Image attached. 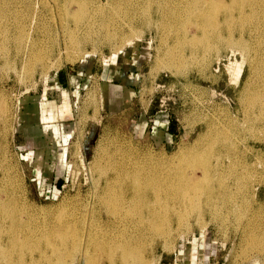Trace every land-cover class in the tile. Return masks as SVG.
I'll return each instance as SVG.
<instances>
[{
	"label": "rangeland",
	"instance_id": "374dc122",
	"mask_svg": "<svg viewBox=\"0 0 264 264\" xmlns=\"http://www.w3.org/2000/svg\"><path fill=\"white\" fill-rule=\"evenodd\" d=\"M12 1L16 5H13L14 3ZM38 3H40L39 7H38ZM53 3H54L53 0H8V2L3 5L4 10L6 8L5 12L7 11L5 13L4 20H6L5 21L6 23L8 21L13 23L14 22L13 19L16 18L18 20L19 19L20 20H23V19L27 20L28 19L30 22V18H28V17H32V15H37V19H38V17L40 16L39 17L40 18V25H43L42 22L46 23L47 25L49 23L48 26H50L52 24L50 27L54 28V31L52 30V34L54 33L53 35H54L55 41H56V40L60 39L59 38L60 36L57 35V25H56V19L58 18V12H57L58 10L56 9V7L54 6ZM36 4H37V6H36ZM48 4H50V5H48ZM30 6H34L36 9H34V7H30ZM9 9H10V11H9ZM48 10H49V12H48ZM14 11H16L17 13L15 14ZM18 11H20L21 14H23V15L26 14L27 16L21 15L20 12H18ZM24 11L26 13H24ZM32 11L34 12V14ZM151 11H152V14H151ZM10 12L12 13V15ZM30 12H31V14H30ZM35 12H37V14ZM45 12H47V13H45ZM51 12H52V14H51ZM158 12L159 11H156V10H149L148 13L147 12L146 13L141 12V14L138 15L139 24L134 25L133 29L135 28L136 30H138V32H141V30H142L143 33L142 32L141 33H142V36H144L142 38L145 41H139L138 43H135V44L133 43L131 46H128L129 44L127 46L123 45L124 42L120 41L121 39H118L119 37L122 36L120 34L121 33H126V34L129 33L130 34V32L132 33L131 28H129V26H126V29L124 30L125 32L123 31V32L119 33L118 34L119 36L117 38H114L116 41H113L114 39L112 41H109L107 39H99L98 42L97 41L90 42L91 45L92 44L98 45V46L92 45L94 48L92 46H90L89 43L86 44L87 46L85 45L86 47L83 46L85 51L93 52V55H91L90 57L88 56L89 58L85 57V55H83V56L79 57L78 59H76L75 61H67V60L63 61L62 65L59 68H50L49 69L50 71L48 70L49 75H48L47 79H45V77L43 76L44 70L41 69L43 67V66L40 67L41 65H38V66L36 65L38 67V68L36 67L37 71H36V68H33L35 66H33V67L27 66L26 70L30 69L29 72H28V70L26 71L25 69H22V66H20V65H22L23 61L19 62L20 59H17V58H19L21 54H17V49H15V48H17L16 43H19V40H16L17 38H15L17 36L16 32L18 30L15 28V25L12 26V24L10 23V25H9L10 28L8 29L7 34L10 32V35L14 36V38H12V36H11V40L8 39V41L10 40V42H12V43H7L8 41H6V46H3L4 48L6 47L5 48L6 50L8 49L7 50L8 53H5L6 51L3 48H0V49H3L5 52H3V50H0V53L3 52L4 55L7 56V57L5 56L6 58H10V55H11V60H13V59L17 60L16 64H15V62H13L15 66L17 65L16 66L17 70H19V71L22 70L23 72L25 70L26 72H24V75H23V73H21L22 75L18 76V74L15 72V70H13V67H15L14 65H13V67H12V65H10L11 68H10V66L8 67V65H7V67L2 66V65H4L3 63H4L6 58L3 57L4 59H2V56H4V55H2L3 53L0 54V60H1L0 61V68H1L0 70H1V72H3L2 74L0 72V79L2 80V81L0 80V94H1L0 95V101H1L0 103L2 105L0 107V108H2L0 110L1 111L0 112V135L2 134L0 136V141H1V143H0V165L2 164L1 166L5 167V169H4V167L1 168V166H0V171H1L0 179L2 178L1 179L2 182L0 180V199L5 200L7 198L6 197L7 191L8 192L16 191L15 195H16V197H18L17 200H20V204H21L20 207H22L25 204L27 206V208L29 207V209L34 210V213H33L34 214L33 215L34 216L33 217L34 222L35 221L38 222V225L44 224V221H43L44 219H47L45 221V223L48 221H59L60 219H62L61 221H65L71 217V213H74V211L76 210V206L78 204L84 203L86 201L89 202V200H92L94 198L93 197L94 191H96V189H98V188L105 186L104 184H106V176L107 175H106V173L102 174V176L104 175L102 177L100 174L103 172H106L108 170L107 168L113 167L114 164L117 163L120 165V163H122L127 168H131V167L133 168L134 165H136L139 161V162H143L144 165H149L150 168H148V169H151V167H152L153 168L152 170H154V171H160L162 169L166 170L167 168L170 169V167L175 168V166L176 167L177 166H183L186 162H188L187 161L188 158L187 159L185 158V157H187L188 150H190L194 145H196V143L198 144L200 142L201 143V145L199 144L200 147H202L203 145L211 147V145H210L211 141L208 142L207 139H205V137H206V134L207 133L209 134V131H211L212 129H216V127H217V129H223V127H226V130H225V128L223 129L226 136L224 138H223V135L219 136L218 137L219 140L217 139L218 144L215 143V145H213V143H211L212 146L215 148L221 146L224 142L225 143L227 142L226 144L224 143V145H229L230 147H232V145L234 146L233 143L237 139H239L238 135L236 133V130H240V132L242 134L248 136L247 137L248 143L247 142L246 143L250 146H253L255 153H256L254 162L256 161L255 165H257V167L254 166V168H252V171H251L252 173L250 172L246 176L244 175L242 177V182H243V179L245 180V183H247V181L253 182V184L255 185L254 186V193L250 192L249 188L247 186H243V185H246L244 183L241 188L234 190L236 193L234 192L233 195L235 197V200L237 201V202H234V204L233 203H230V204L227 203V205H226L225 203H223L216 210H214L212 212L213 215L211 214V211H210V213L206 212L204 214H201L203 217L201 215L197 214L198 211H193L192 215L189 216L190 219L193 217L191 219L192 221L184 218L186 222L188 220L190 221V222L189 221L187 222L188 226H186L187 223H184L185 221L183 219L181 221L182 224L179 223L182 226L178 225L177 223L174 224V225H178L180 228L177 226H174V225H172L173 227H171V226L168 227V229L171 228L170 229L171 232L174 229L172 235L175 233L173 236L168 237V239L164 237L163 232L165 230L163 231V229H161L162 233L160 232V234H161V235H159L160 237L156 234H154V236H153V234H151V236L153 237L152 238L153 240L151 239L152 241L149 239L151 237L149 235L147 238L148 239L147 241H149L150 243L157 241L159 243V245L156 248V250L149 251L145 255H146V258H150L151 260H153L152 263H149V264H255V262H254L255 257L257 259L262 258L259 260V264L261 262H262L261 264H264V262H263V259H264L263 258L264 257L263 256L264 255L263 254L264 253V251H263L264 243H262V242H264V237H263V240L261 237L264 235V233L262 234V231L260 232V230L264 229L263 228L264 227V221H262L264 219L263 218L264 217V213H263V211H264L263 210L264 209V186H262V185H264V168H263L264 167V139L261 138V137H264V134H263L264 130L261 129L260 125L254 124V127H251L245 121L243 122L245 110H246L245 106H247L246 101L243 99V98H245L244 97L245 94H243L244 89L246 86H248V84H252L251 82L254 80V76H253L254 75V69L251 67V61H249L247 58H243L242 53L239 50H235L236 48L232 49L230 47L222 45L223 42H219L216 39L213 40V42H215L216 45L215 44H214V46L212 45L213 47L210 48V50H208L209 48L206 49L203 47H202L203 49H201L200 48L201 46H199L198 48L195 47L196 49L200 50V51L199 50L197 51L192 45L190 46L189 44H185V45L181 46L179 51L182 53L183 60H182V62L178 61V59L174 56L177 54L175 51L178 50V49L176 50L175 46H174L175 41H176V37L179 35L181 37H184V35H187V36L192 35L194 27H195L194 24H196L195 19L190 17L189 18L190 20H188L187 22H186V20H184V23H182V19H184V18L188 19L187 17H189V16L183 17L181 19V24H177V22H174L175 20L173 21L172 19L167 18V17L163 18V16H164L163 13H161V12L158 13ZM144 14H146L147 16ZM18 15H21L20 18L18 17ZM149 15H151V16H149ZM8 16H11L13 18L8 17ZM14 16H15V18H14ZM6 18H8V19H6ZM162 18H163V20L165 19L164 22H163V20H161ZM16 19H15V21H16ZM142 19H144V20H142ZM4 20H3V22H4ZM152 20H154V21H152ZM49 21H51V22H49ZM146 21H147V23H149V24H147V26L145 23ZM142 22H143V24H142ZM151 22L154 23L153 26L151 25L153 28L150 26ZM155 22L157 23L158 26H160V22H161V24H162L161 27L163 29V30L161 29L162 33L159 29L161 27L158 28V26L155 25L156 24ZM165 22H167V23L172 22V23L169 25L166 23L168 25L167 26L165 24ZM192 23H193V25H192ZM13 24H15V22ZM163 24L165 25V27H163ZM186 24L188 26L191 25L192 27L190 26L191 28L189 29V27L187 28ZM169 26H172L173 28L172 27L169 28ZM137 28H139V29H137ZM145 28L146 29L148 28V29L146 30ZM14 29H15V31H14ZM177 29H179V30L177 32H175V30H177ZM165 31L167 32V34ZM171 31L172 32L174 31L173 33H171V34H174L172 36L169 33ZM42 32L46 33V35L43 34ZM47 32H48V30L45 31L44 29H43V31H39V33L42 37H44L43 35H45L46 36L45 38H47L45 42L46 43L48 42V43L46 44L44 42V45H46V47L47 46L48 47L49 46L55 47L56 42H54L52 39L48 40ZM163 32H165V33L163 34ZM213 33H215V32L213 31L212 34ZM159 34H161L160 37L157 36ZM166 35L169 36L170 41L168 40ZM56 38H58V39H56ZM159 38L162 40V42H161V40L159 41ZM12 39L13 40L15 39L16 42H14L15 40L13 41ZM166 40H167V42H166ZM51 41L54 43H52ZM164 41H165V44H163ZM216 41L219 43V45ZM49 42H51V43H49ZM107 42H109V43H107ZM213 42H212V44H213ZM49 44H52V45H49ZM7 45H9V46H7ZM14 45H16V46H14ZM150 45L152 47V49H151L152 50L151 61L148 63V65L141 67L139 69V71L137 72L138 75L135 76V80L131 84V87H133V94L130 97V99L127 101L124 100L123 94L126 93L125 89L123 90L120 88V89H115V91H109V99L112 100L114 98L117 105L112 100L113 104H111V106L107 109V112H104L103 108H102V99H101L102 94H101V87H100L102 79H101V75L99 76V74H102L104 72V67H105L104 63H109V62L110 63L111 62L116 63V60H117L121 64L122 63L121 57L126 58L128 55H127V53H125V55L122 56L119 53L120 51L118 52V49H120V48H123L122 50H124L126 48V50H124V52L125 51L126 52L131 51L132 53H134L137 51L136 52L137 58L133 57V60H131V62L141 63L142 59H144V58L147 59L148 56L150 55V51H149ZM163 45H165L168 50L163 49L165 47ZM168 45H170L172 47H170ZM158 46H160V47L162 46V49L159 47L162 51L158 48ZM169 47L171 48L170 50H169ZM218 48L219 49L221 48L220 52H221L222 56H221ZM228 48H229V50H228ZM193 50H195V51L193 52ZM160 51L162 53L163 52L164 53L162 54ZM169 51H170V53L174 51L173 56L175 57V59L171 56L174 60H172V58L169 56L170 55V53H168ZM204 51L206 52L207 56L205 55ZM217 52L220 54L219 56H218ZM192 54H194V55H192ZM163 55H164V58H163ZM165 55H166V57H165ZM209 55H213V56H210L207 59V57ZM15 56H16V58H15ZM167 56L170 58H168ZM192 56H193V58L194 57L195 58L193 59ZM203 56H205V58ZM184 57H186V58H184ZM197 57H199V58H197ZM201 57L203 59H201ZM211 57H213V58H211ZM214 58H215V60H214ZM216 58H217V60H216ZM219 58H220V60H219ZM221 58H223V60ZM167 59L169 61L172 60L171 61L172 63L167 62L168 61ZM206 59L208 60V63H207ZM128 60H129V58L125 59L126 62H128ZM190 60H192L193 62ZM200 60H202V61L204 60V61L202 62ZM83 61H86L88 63H92L91 69L94 72H98V73H97V75L95 74L93 76L92 86L88 87V89L86 91H83L81 93V95L79 94L77 97L71 95V97H70L69 92L66 90L67 94L69 95V101H70V105L72 108L71 112H70L71 117L70 118H64V116H61V114H63L62 110L61 109L58 110V112H57L58 117H55L54 122L59 124V127L62 130V134L60 136H58L57 138L52 139V135H54V133L53 132H45V130H44V126H45L44 124L45 123H44V119H43L44 115L42 113L41 103L48 101V102H51V107L54 105V108H56V109L60 108V106L62 104L61 103L62 97H63V95H65V92H64V94H62L63 90L60 89L61 90L60 91L59 89H57V86L55 88L54 81L57 78V75L62 73V72L77 70L78 66ZM158 61L160 63L159 66H162V67L158 66V64H157ZM194 61H197V64H198V61H200L199 64L201 67L199 66V64L197 66L196 62L194 63ZM204 62L206 64H204ZM167 63L169 65L174 63L173 64L174 66L171 65L174 68H171V66H170V69L171 70L173 69L172 72L167 67ZM178 63H179V69H182V72L184 71V74L180 72L181 70L177 69ZM189 63H191V64H189ZM193 63H194V65H193ZM209 63H210V65H209ZM231 63L241 64L242 71L238 77L234 76L233 69L230 68ZM246 63L249 65H247ZM163 64H166V67ZM187 65L190 66L189 69H188ZM206 65L208 67H206ZM163 66L165 67V69ZM3 67L5 69V72H4ZM192 67L194 70L192 69ZM31 68H33V69H31ZM160 68L161 69L163 68V69L160 70ZM166 68H168L169 70ZM7 69H9L8 70L9 75H8V73H6ZM10 69H11V72H10ZM43 69L46 70V67H43ZM87 69H88V67H87ZM155 69H157V70L159 69L160 71L158 70L159 72L157 73V71H155ZM185 69L186 70L188 69V71L190 73L188 71H186ZM209 69H211V70H209ZM176 70L178 71V74H177V72H175ZM204 70H205V72H204ZM30 71H31V73L32 72L33 73L36 72V73L35 74H29ZM20 72H19V74H20ZM210 72H211V74H210ZM188 73H189V75H188ZM176 75H178V76L176 77ZM181 76H183V77H181ZM248 76H251V78ZM19 77H21V78H19ZM8 79H11V80H8ZM245 80H248V81H245ZM187 81H188V83H187ZM111 83L119 84L117 80L112 81ZM186 88H187L189 93L186 91ZM191 88H192V90H191ZM194 91H196V92H194ZM241 91H243V93ZM191 92H192V94H191ZM198 92H200V93L202 92L201 93L202 96ZM194 93H197V95ZM193 94L195 96H193ZM90 97H92V98H90ZM196 97H198V98L200 97V98L198 99ZM241 97H242V101H241ZM29 98H30V102L28 101ZM195 98L197 100H195ZM90 99H92V101H94V102H92ZM243 100L245 102H243ZM96 102H98V103H96ZM242 103H244V104H242ZM6 104H7V106H6ZM27 104L28 105L30 104V106L35 105V108H37V110H38V116H36L35 109L29 108L27 106ZM90 104H92V105H90ZM217 104L219 107L217 106ZM242 105L244 107H242ZM218 108L219 109L222 108L223 111L221 109L218 110ZM242 108H245V110ZM237 109H239L238 112H237ZM219 111H222V112H219ZM41 113H42V115H41ZM243 113H244V115H243ZM210 115H211V117H210ZM202 116H203V118H202ZM228 116L230 118H228ZM95 117H97V119ZM3 118L5 120H3ZM223 119H225V121ZM231 119H232V121H231ZM20 120H22L26 124L30 125V128H29V130L31 132L30 140L37 141L36 137L41 139L42 138L41 136H43L45 134V136L47 137L46 141H48V142L52 141L56 144H59L61 142L63 143L64 141L68 140V138L72 135L69 139V143L66 146H62V151L64 153H66L68 151L66 161L69 165V169L65 168L63 174H61V175L58 174L59 173L58 169L53 170V171H55V173L52 175H46L45 172L42 175H39L38 171H37L38 167L35 163L36 159L32 158L31 156H30V158L27 157V152H28L27 137L28 136H27L26 131H25L26 125H20ZM167 121L169 123L168 124L169 128H167L168 127V125L166 123ZM237 121H238V123L240 122L241 125H240V123L237 124ZM63 123H70L71 129L67 130L65 128L66 127L65 124H63ZM163 123L164 124L166 123L165 124L166 128H162L161 131L173 133V142L170 145L167 144L166 137H164V139L162 140L163 144L162 143L159 144L160 138H156L154 135V126L158 125V124H163ZM215 123H216V125H215ZM235 123H236V125H235ZM233 124H234V126H233ZM5 125H7L8 127ZM244 125L245 126L247 125L246 129H245ZM206 126H207V128H206ZM67 127H69V125ZM237 127H238V129H237ZM7 128H8V131H7ZM31 128H33V130ZM92 130L94 131V138H93V140L91 138L89 140H87V136L90 135ZM228 130H230V131H228ZM246 131H248V132H246ZM260 131H261V133H258ZM233 132H235L236 134L234 135ZM251 132L253 133L254 136L252 135ZM201 133H203L204 135ZM247 133H248V135H247ZM249 133H251V134L249 135ZM260 134H262L263 136L262 135L260 136ZM163 135H164V132H163ZM202 135L204 136V139H205L203 141L201 139L203 137ZM2 136H4V138ZM227 136L229 138H226ZM255 136L258 138L255 139ZM103 137H105V139ZM114 138H116V139H114ZM252 138L255 139L256 141L252 140ZM220 139H223V140L226 139V141L224 140V141L219 142ZM227 139L228 140L231 139L230 140L231 142L228 141ZM260 139H261V141H259ZM86 140L88 141L87 150L89 151V153L87 155L85 153V142H86ZM114 142H115V144H114ZM3 143H4V145H3ZM228 143H232V145H230ZM99 144L100 145L102 144L101 146L103 147L102 150L104 152H101V153L99 152V151H102ZM164 144H167V145L165 146ZM122 145H124V146H122ZM125 145H127V146H125ZM217 145H219V146H217ZM104 146H106V147H104ZM4 147H5V149H4ZM123 147L129 148V149L127 150ZM1 149H2V151H1ZM31 149H34V147H30V150ZM96 150L97 151L99 150V151L97 152ZM108 152H109V154H108ZM115 152H116V154H115ZM132 152H133V154H132ZM83 153H85L84 154L85 156L82 155ZM98 153H100V156ZM183 153H184V155H183ZM96 154H98V156H96ZM110 154H111V156H110ZM113 154H114L113 157L115 158V159L113 158L114 160L112 159ZM104 155L106 158L104 157V159H103L102 157ZM116 155H117V157H115ZM131 156H132V158H131ZM134 156H136V157H134ZM83 157L85 159H83ZM96 157H98L99 160ZM149 157H151L150 158L151 160L149 159ZM116 158H118V159H116ZM138 158H139V160H137ZM140 158H142V159L140 160ZM152 159H153V161H152ZM261 159H263V160H261ZM107 160H109V161H107ZM119 160H121V161H119ZM96 161L97 162L99 161L98 163L101 165V167L99 164H96ZM100 161H102V162H100ZM158 161H159L160 166L163 165L162 167H159V165L157 164ZM259 161H260V164L263 161V163H262L263 165L262 164L260 165L259 163L256 164ZM161 162H162V164H161ZM4 163H7V164H4ZM102 163H103V166H102ZM125 163H127V164L125 165ZM131 163H132V165H131ZM104 164H106V165H104ZM109 165H111V166H109ZM93 166L95 168L97 167V169L94 170L92 168ZM105 167H107V168H105ZM101 168L102 169L105 168V169H104V171H101V173H100V170H102ZM92 170H93V174L90 175ZM96 170H99V172ZM197 170L198 171H196V172L200 175V173H201L200 169H197ZM253 170H254V172H253ZM256 170H257V172H256ZM95 171H96V174H95ZM97 173L98 174L100 173V174L98 175ZM9 175L11 178L9 177ZM249 175H251V177ZM92 176L95 179H93ZM97 176L99 177L98 178L99 180H97ZM7 178H8V180H7ZM91 178L94 182L91 180ZM261 179H262V182H261ZM5 181H8V183ZM99 181H100V184L98 183ZM95 182H96V184H95ZM93 184H95V185H93ZM97 184L99 185V187L97 186ZM12 189H14V191ZM90 189L92 190L93 193L92 192L89 193V191H91ZM241 189H243V190H241ZM246 191H248V193ZM255 192H256V195H255ZM242 193H244V194H242ZM253 194H254V197L256 196V198H253ZM86 196H88V198ZM238 198H239V200H238ZM243 198H245V199H243ZM84 199H86V200H84ZM72 202H73V204H72ZM74 203H75V205H74ZM235 203L237 206H239L238 208L235 205ZM251 203L253 206L251 205ZM259 204L260 205L262 204L261 206H263V207H261ZM245 206H246V209H245ZM73 207L75 209H73ZM251 207H253V208H251ZM71 208H72V210H71ZM233 208H234V210H233ZM256 208L258 210H256ZM220 210H221V212H220ZM248 210H250L251 212L249 211L250 212L249 213ZM41 211H42V213H41ZM241 211H242V213H241ZM215 212L216 213L218 212L217 213L218 217H217V214H214ZM223 212L227 213L228 215L225 216V214ZM247 212H248V214H247ZM35 213L37 215H35ZM253 213H255L254 216H253ZM259 213H261V214H259ZM48 214L51 215V217ZM245 214L247 216H244ZM262 214H263V216H262ZM198 215L201 218H199V219L197 218L198 219L197 220L195 216L198 217ZM209 215H211V216H209ZM214 215L217 218L212 220V216L214 217ZM237 215H238V217H237ZM35 216H37L39 218L42 216L40 218L42 220H40L39 218L37 219V217L35 218ZM220 216H221V219H220ZM222 216H223V219H222ZM23 217H25V215ZM208 217H210V218H208ZM186 218H188V217H186ZM202 218L206 221V223L204 222V220ZM247 218H248V220H247ZM257 218H258V220H256ZM48 219H50V220H48ZM249 219H251V221ZM252 219H254V221H252ZM195 220H197L196 221L197 223H195ZM200 220L202 221V223ZM237 220H239V221H237ZM198 221H200L201 226L204 223L203 226L204 227L206 226L207 228L206 227L204 228V227H201L200 225H198L199 224ZM230 221L232 222V224H228V223H230ZM242 221H243V223H242ZM261 221H262V223H261ZM36 222H35V224H37ZM238 222H239V224L242 223L241 227H239L240 225H238ZM250 222H252V223H250ZM253 222H255V223H253ZM191 224L193 226H191ZM247 224H248V226H247ZM259 225L262 229L260 227L258 228ZM185 227L186 228L188 227L190 230L192 229L191 230L192 232L189 229H188L189 230L188 231ZM191 227H193V228H191ZM200 227H201V229H200ZM236 227H237V229H236ZM176 228H178V233H177ZM203 228L205 229L204 231H203ZM249 228H250V230H248ZM240 229H242L244 231H242ZM251 229L253 230V232H251V233L256 234V235L254 234V236H253V237H256V239L253 240L252 244L250 242L252 240L247 239V238H249V236H247V235H250V233L248 234V232L252 231ZM254 230L256 232H254ZM182 232H185V233H182ZM235 233H237V234H235ZM157 234H159V232ZM257 234H259L260 236H258ZM161 236L163 237V239L161 238ZM241 236L243 239L241 238ZM246 236H247V238H246ZM238 239L241 240V242H238L239 241ZM172 240L174 242H172V244L170 245V243H171L170 241H172ZM244 240L246 243L244 242ZM247 240H249V242H247ZM259 240L261 241L260 243L263 244L262 245L263 248L260 247L261 244L259 243ZM256 241H258V242H256ZM242 242L245 244H243ZM247 243H248V246H246ZM253 243L254 244L256 243V244L254 245ZM238 244L239 245L242 244V245L239 246ZM243 245H244V247H242ZM167 246H168V248H167ZM245 247H247V248H245ZM248 247H251V248L255 247L256 249L254 248V251H253V248L251 249ZM248 249L249 250L251 249L252 251L251 250L249 251ZM244 251H246V252H244ZM250 252H252L253 254ZM254 252H256V253H254ZM241 254L243 256H241ZM244 255H246L245 257L248 256L247 259L244 257ZM260 255H262V256H260ZM250 257L253 258L254 260L250 259ZM244 259H246L247 261H245ZM69 261H71V260L70 259L67 260V263H69Z\"/></svg>",
	"mask_w": 264,
	"mask_h": 264
},
{
	"label": "bare ground",
	"instance_id": "6f19581e",
	"mask_svg": "<svg viewBox=\"0 0 264 264\" xmlns=\"http://www.w3.org/2000/svg\"><path fill=\"white\" fill-rule=\"evenodd\" d=\"M53 1H54V3H53L54 6L58 10L57 11L58 12V18L56 19V25H57V35L60 36L59 37L60 39L56 38V39H58L56 41H55V37L53 35L54 33L52 34V30L54 31V28L50 27L52 24L50 26H48L49 23L47 25L46 23L42 22L43 25H40V18H39L40 16L38 17V19H37V15H32V17H28V18H30V22L28 19L27 20H24V19L18 20L14 16V18L16 19V21H15V19H13L15 24H13L14 22L11 23L9 21H8L9 23L8 22L6 23L5 22L6 20H4V16H5V13L7 11L5 12L6 8L4 10L3 5L5 3H7L8 0H0V48L5 49L6 47L4 48L3 46H6V41H8V39L11 40L12 35H10V32L7 34L8 29L10 28L9 27L10 23L12 24V26L15 25V28L18 30V31L16 30L17 36L15 38H17L16 40H19V43H16L17 48H15V49H17V54H21L20 57L17 59H20L19 62L23 61L22 65H20V66H22V69L26 70L27 66H31V67L35 66L33 68H36L38 65H41L40 67H42V66L46 67V70L43 69V67L41 69L44 70L43 76L45 77V79H47L48 75H49L48 70L50 68H59L62 65L63 61H65V60L75 61L76 59H78L79 57H81L83 55H85V57H88V56L90 57L91 55H93V52L85 51L83 46H85L88 43L90 44V42H94V41L98 42L99 39H107L109 41H112L114 38H117L119 36L118 35L119 33L123 32L126 29V26H129V28H131L132 33L131 32H130V34L128 33L129 35L126 33L120 34L122 36L119 37L118 39H121L120 41L124 42L123 45L127 46L129 44L128 46H131L133 43L135 44V43H138L139 41H145L142 38V37H144V36H142V33H143L142 30H141V32H142L141 33V32H138V30H136L135 28L133 29L134 25L139 24L138 15H140L141 12H143V13L147 12L148 13L149 10H156V11L163 13V15H164V16L162 15L163 18L167 17V18L172 19L173 21L175 20L174 22H177V24H181V19L183 17L189 16V17H187L188 19H185V18L182 19V23H184V20H186V22L188 20H190L189 19L190 17L194 18L196 24H194L195 27L193 26L194 27L193 34L191 33L192 35H190V36L184 35V37H181L179 35L176 37V41L172 38L175 41L174 46H175L176 50L178 49L177 50L178 52L175 51L177 54L174 55L173 54L174 51L171 53L169 51L168 52V53H170L169 56L170 57L172 56L174 59L176 57L178 59V61L182 62V60H183L182 53L179 51L181 46H183L185 44H189L190 46L192 45L194 48L195 47L198 48L199 46H201L200 47L201 49H203V48L208 49L209 48L208 50H210V48H212L215 44V42H213L214 39H216L219 42H223L222 45H225V46L230 47L232 49L236 48L235 50H239L242 53L243 58H247L249 61H251V67L254 69V75H253L254 80L251 82L252 84H248V86L245 87L244 93H243V91H241L243 94H245V96H244L245 98H243V99L247 103V106H245L246 110H245V108H242L245 110V115L243 113V115H244L243 122L245 121L251 127H254V124L260 125L261 129L264 130V0H53ZM39 4L40 3H38V7H39ZM13 5H16V4L14 3ZM48 5H50V4H48ZM36 6H37V4H36ZM30 7H34V6H30ZM34 9H36V8L34 7ZM9 11H10V9H9ZM14 12H15V14L17 13L16 11H14ZM18 12H20V11H18ZM48 12H49V10H48ZM24 13H26V12L24 11ZM35 13L37 14V12H35ZM45 13H47V12H45ZM20 14H21V12H20ZM30 14H31V12H30ZM33 14H34V12H33ZM51 14H52V12H51ZM151 14H152V11H151ZM11 15H12V13H11ZM21 15H23V14H21ZM21 15H18V17L20 18ZM24 15H26V14H24ZM144 15H146V14H144ZM149 16H151V15H149ZM8 17H11V16H8ZM11 18H13V17H11ZM163 18L161 20H163ZM6 19H8V18H6ZM3 20H4V22H3ZM142 20H144V19H142ZM152 21H154V20H152ZM164 21H165V19L163 20V22ZM49 22H51V21H49ZM145 23H146V26H147V24H149V23H147V21ZM166 23L167 22H165V24ZM171 23H167V24L169 25ZM142 24H143V22H142ZM153 24L154 23L151 22L150 26L151 25L153 26ZM155 25H157V23ZM161 25L162 24L160 22V26L157 25L158 28L161 27ZM192 25H193V23H192ZM190 26L187 25V28L189 27V29H190L192 27V26L191 27ZM163 27H165L164 24H163ZM170 27H172V26H169V28ZM42 28L45 31L48 30V32H47L48 40L52 39L54 42H56L55 43L56 45L54 44L55 47L49 46L50 47L49 48L48 46L46 47V45H44V42L46 41L47 38H45L46 33H44V32H42L43 34H45V35H43L44 37H42L40 35L39 31H43ZM137 29H139V28H137ZM159 29L161 31L162 27ZM178 30L179 29L175 30V32H177ZM14 31H15V29H14ZM213 31L215 33L212 34ZM165 32H163V34ZM173 32L171 31L169 33L171 34ZM161 33H162V31H161ZM166 34H167V32H166ZM172 35H174V34H171V36ZM157 36L160 37L161 34H159ZM12 38H14V36H12ZM167 38L169 40V36H167ZM10 40L7 43H12V42H10ZM16 40L14 42H16ZM160 40L161 39L159 38V41ZM113 41H116V40L114 39ZM51 42H49V43H51ZM54 42H52V43H54ZM161 42H162V40H161ZM166 42H167V40H166ZM212 42H213V44H212ZM107 43H109V42H107ZM163 44H165V41ZM49 45H52V44H49ZM92 45H95V44H92ZM92 45L90 44V46H92ZM218 45H219V43H218ZM7 46H9V45H7ZM14 46H16V45H14ZM163 46H165V45H163ZM168 46H170V45H168ZM159 47L160 46H158V48ZM170 47H172V46H170ZM170 47H169V50L171 49ZM160 48L162 49V46ZM3 49H0V50H3ZM122 49L123 48L118 49V52L120 51L119 53L122 56H124L125 53H127V55L132 54L131 51H127V52L125 51L124 52V50H126V48L124 50H122ZM163 49L168 50L166 48V46ZM220 49H219V52L221 51ZM7 50L5 49L6 52L4 50H3V52L8 53ZM196 50L198 51L199 49H196ZM228 50H229V48H228ZM194 51L195 50H193V52ZM2 53H0V54H2ZM204 53L206 55L205 51H204ZM217 54L219 56L221 54V52H220V54L217 52ZM2 55H4V53ZM192 55H194V54H192ZM5 56L6 55L2 56V59L7 57V56L6 57ZM210 56H213V55H209L207 57V59ZM221 56H222V54H221ZM165 57H166V55H165ZM170 57H168V58H170ZM203 57L205 58V56H203ZM15 58H16V56H15ZM163 58H164V55H163ZM173 58H172V60H174ZM184 58H186V57H184ZM192 58H193V56H192ZM197 58H199V57H197ZM211 58H213V57H211ZM217 58H216V60H217ZM201 59H203V58L201 57ZM221 59L223 60V58H221ZM214 60H215V58H214ZM219 60H220V58H219ZM171 61L168 60L167 62H171ZM190 61H192V60H190ZM200 61H202V60H200ZM200 61H198V64ZM13 62H15V64H16L17 60L16 59L11 60V55H10V58H6L4 63H3L4 65H2V66L7 67V65H8V67H9L10 65H12V67H13V65H14ZM195 62L197 64V61H194V63ZM194 63H193V65H194ZM207 63H208V60H207ZM157 64H158V66L160 65L159 61ZM173 64H171V65L174 66ZM189 64H191V63H189ZM198 64H197V66H198ZM204 64H206V63L204 62ZM163 65H165V67H166V64H163ZM168 65L169 64L167 63V67L170 69L171 65H169V66ZM177 65H178L177 69L181 70L180 72L184 74V71L182 72V69H179V63ZM207 65H206V67H208ZM209 65H210V63H209ZM247 65H249V64H247ZM16 66L13 67V70H15V72L18 74V76L22 75L21 73H23V75H24V72H26L27 70L29 72V70H30V69H27L26 71L24 70V72L22 70H20L21 71L20 72L19 70H17ZM172 66H171V68H174ZM187 66L189 69L190 66L189 65H187ZM199 66H200V64H199ZM159 67H162V66H159ZM165 67H164V69H165ZM10 68H11V66H10ZM33 68H31V69H33ZM37 68H36V71H37ZM168 68H166V69H168ZM230 68L233 69V73H234L235 77H238L242 71V66L239 63H231ZM3 69H4V67H3ZM162 69L160 68V70H162ZM188 69L187 70L185 69V70L188 71ZM192 69H193V67H192ZM8 70L9 69H7L6 73H8ZM158 70L155 69V71H157V73L160 71V70L159 71ZM172 70H171V72H172ZM209 70H211V69H209ZM0 72H1V70H0ZM4 72H5V69H4ZM10 72H11V69H10ZM19 72H20V74H19ZM175 72H177V74H178L177 70ZM204 72H205V70H204ZM211 72H210V74H211ZM2 73L3 72H1V74ZM35 73H33V72L31 73V71H30L29 74H35ZM189 73H188V75H189ZM8 75H9V73H8ZM177 76L178 75H176V77ZM181 77H183V76H181ZM248 77L251 78V76H248ZM19 78H21V77H19ZM8 80H11V79H8ZM188 81H187V83H188ZM245 81H248V80H245ZM191 90H192V88H191ZM186 91L188 92L187 88H186ZM64 92H65V95H63V97H62V102H61L62 104H61L60 108L56 109V108H54V105L51 107V102H48V101L41 103L42 113L44 115L43 119H44V123H45L44 124L45 125L44 130H45V132H53L54 133V135H52V139L57 138L58 136H60L62 134V130L59 127V124L54 122L55 117H58V115H57L58 110L59 109L62 110L63 114H61V116H64V118H70L71 117L70 112H71L72 108H71L70 101H69V95L67 94L66 90H63L62 94H64ZM194 92H196V91H194ZM198 93H200V92H198ZM201 93H200V95H201ZM191 94H192V92H191ZM194 94L197 95V93H194ZM194 94H193V96H195ZM92 97H90V98H92ZM196 98H198V97H196ZM196 98H195V100H197ZM90 100L92 101V99H90ZM244 100H243V102H245ZM241 101H242V97H241ZM92 102H94V101H92ZM96 103H98V102H96ZM7 104H6V106H7ZM242 104H244V103H242ZM90 105H92V104H90ZM1 106L2 105L0 103V107ZM217 106H218V104H217ZM242 107H244V106L242 105ZM1 109L2 108H0V110ZM220 109L222 110V108H220ZM220 109L218 108V110H220ZM238 110L239 109H237V112H238ZM222 111H219V112H222ZM42 113H41V115H42ZM210 117H211V115H210ZM95 118L97 119V117H95ZM202 118H203V116H202ZM228 118H230V117L228 116ZM3 120H5V119L3 118ZM223 120L225 121V119H223ZM231 121H232V119H231ZM239 123L237 121V124H239ZM215 125H216V123H215ZM235 125H236V123H235ZM240 125H241V123H240ZM5 126H7V125H5ZM233 126H234V124H233ZM246 126H245V129L247 128ZM206 128H207V126H206ZM224 128L226 130V127H223V129ZM223 129H217V127H216V129H212L211 131H209V134L207 133L209 136L206 134L205 139H207L208 142L211 141V143H213V145H215V143H217V139L219 136L223 135V138L226 136ZM237 129H238V127H237ZM7 131H8V128H7ZM228 131H230V130H228ZM246 132H248V131H246ZM203 133H201V134H203ZM236 133H237L239 139L236 138L237 140L233 143L234 146L232 145V143H228V144L232 145V147H230L229 145H224L225 142L224 143L222 142L223 144L221 146H219L220 144L217 145L219 147H216V148L213 147L211 143H210L211 147L210 146L208 147L206 145L205 146L203 145L202 147H200L201 143L198 141L199 143L198 144L196 143V145H194L187 152V157H185V158L186 159L188 158L187 159L188 162H186V163L184 162L185 164L183 166H177V167L175 166V168L170 167V169L167 168L168 170L162 169L160 171H154V170H152L153 169L152 167H151V169H148V168H150L149 165H144L143 162H139V161L136 165H134L133 168L132 167L127 168L122 163H120V165L116 163V164H114V166L112 165L113 167H111V168L105 167L108 170L107 171L105 170L106 172H103V173H101V171H104L105 168L104 169L101 168L102 169V170H100L101 174L100 173L99 174L102 176V174L106 173V175H107V176L105 175L106 176V184H104L105 186L104 187L100 186L101 188L96 189V191H94V193L90 189L91 191H89V193L92 192L94 198L92 200L88 199L89 202L88 201H86L84 203L80 202L81 204H78L76 206V210L75 211L73 210L74 213H71V217L65 221H61L62 219H60L59 221H48L45 223V221L47 219H44L43 220L44 224L38 225V222H36V221L35 222L37 224H35L34 218H33L34 217L33 216L34 210L29 209V207L27 208V206L25 204L24 205L22 204L24 207L23 206L20 207L21 206L20 200H17L18 197H16V195H15L16 191H14V189H12L14 192H8L7 191V193H6L7 198L5 200L0 199V264H149V263H152L153 260H151L150 258H146L145 254L149 251L156 250L159 243L157 241L152 242V243L147 241L148 240L147 238L149 235L151 236V234H153V236H154V234H156L159 236V235H161L160 232L162 233L161 229H163V231L165 230L163 232L164 237L168 239V237H171L175 234L174 233L172 235L174 229L172 228L173 231L171 232L170 231L171 228L168 229V227H170V226L173 227L172 225H174L176 223L178 225H181L182 224L181 221L184 218L191 220L193 217L190 219L189 216L192 215L193 211H198L197 214H199V215L204 214L206 212L210 213V211L212 214V212L214 210H216L223 203H225L227 205V203L228 204H230V203L234 204V202H237L235 200L234 195H233L235 192L234 190L235 189L237 190V189L242 187V185L245 183L244 179L242 182V177L244 175L246 176L247 174H249L252 171V168H254V166L257 167V165H255L256 161L254 162L255 155H256L254 147L247 144L248 143L247 142L248 136L242 134L240 132V130H236ZM236 133L233 132L234 135ZM251 133H249V135ZM258 133H261V131ZM247 135H248V133H247ZM252 135H253V133H252ZM261 135L262 134H260V136ZM2 137L4 138V136H2ZM103 138L105 139V137H103ZM226 138H229V137L227 136ZM256 138H258V137L255 136V139ZM261 138L264 139V137H261ZM114 139H116V138H114ZM201 139H202V141L205 140L204 136ZM255 139L252 138V140H255ZM224 140L226 141V139H224ZM224 140L220 139L219 142L224 141ZM230 140H228V141H230ZM259 141H261V139ZM0 143H1V141H0ZM114 144H115V142H114ZM3 145H4V143H3ZM101 145H100V147L102 150L103 147ZM122 146H124V145H122ZM125 146H127V145H125ZM104 147H106V146H104ZM123 148H125V147H123ZM4 149H5V147H4ZM125 149L128 150L129 148H125ZM1 151H2V149H1ZM99 152L101 153L104 151L102 150ZM100 153H98L99 156H100ZM98 154H96V156H98ZM108 154H109V152H108ZM111 154H110V156H111ZM115 154H116V152H115ZM132 154H133V152H132ZM183 155H184V153H183ZM113 156H114V154L112 155V159L114 158ZM104 157H105V155L102 158L104 159ZM115 157H117V155ZM134 157H136V156H134ZM96 158H98V157H96ZM118 158H116V159H118ZM131 158H132V156H131ZM150 158L151 157H149V159ZM83 159H85V158L83 157ZM141 159L142 158H140V160ZM98 160H99V158H98ZM137 160H139V158ZM261 160H263V159H261ZM107 161H109V160H107ZM119 161H121V160H119ZM152 161H153V159H152ZM98 162L96 161V164H99ZM100 162H102V161H100ZM258 163L260 164V161L257 162L256 164H258ZM262 163H263V161H262ZM4 164H7V163H4ZM106 164H104V165H106ZM126 164L127 163H125V165ZM157 164L159 165V161ZM161 164H162V162H161ZM131 165H132V163H131ZM102 166H103V163H102ZM109 166H111V165H109ZM162 166L159 165V167H162ZM2 167H4V166H1V168ZM100 167H101V165H100ZM92 168L94 170L97 169V167L95 168L94 166ZM4 169H5V167H4ZM197 169H200V171H201L200 175L196 172V171H198ZM254 170H253V172H254ZM96 171L99 172V170H96ZM96 171H95V174H96ZM256 172H257V170H256ZM0 173H1V171H0ZM91 174H93V170L90 173V175ZM10 175H9V177H10ZM249 176L251 177V175H249ZM8 178H7V180H8ZM92 178H93V176H92ZM92 178H91V180H92ZM98 178L99 177L97 176V180H99ZM93 179H95V178H93ZM1 182H2V180H1ZM5 182L8 183V181H5ZM261 182H262V179H261ZM98 183L100 184V181ZM95 184H96V182H95ZM95 184H93V185H95ZM245 184L246 185H243V186H247L249 188V191L254 193V186L255 185L253 184V182L247 181V183H245ZM97 186L99 187L98 184H97ZM262 186H264V185H262ZM241 190H243V189H241ZM246 192L248 193V191H246ZM256 192H255V195H256ZM242 194H244V193H242ZM86 197L88 198V196H86ZM253 198H256V196L254 197V194H253ZM243 199H245V198H243ZM84 200H86V199H84ZM238 200H239V198H238ZM72 204H73V202H72ZM74 205H75V203H74ZM235 205H236V203H235ZM251 205H252V203H251ZM238 207L239 206H237V208ZM261 207H263V206H261ZM251 208H253V207H251ZM257 208H256V210H258ZM73 209H75V208L73 207ZM245 209H246V206H245ZM71 210H72V208H71ZM233 210H234V208H233ZM250 210H248V212ZM220 212H221V210H220ZM248 212H247V214H248ZM41 213H42V211H41ZM217 213L215 212L214 214H217ZM241 213H242V211H241ZM255 213H253V216L255 215ZM263 213H264V211H263ZM23 214L25 215V217H23L24 216ZM224 214H225V216L228 215L227 213H224ZM259 214H261V213H259ZM35 215H37V214L35 213ZM199 215H198V217L195 216L196 219L201 218V217H199ZM49 216L51 217V215H49ZM209 216H211V215H209ZM244 216H247V215L245 214ZM262 216H263V214H262ZM36 217L37 216H35V218ZM186 217H188V218H186ZM214 217H215V215H214ZM214 217L212 216V220L216 219L218 217V214H217V217H215V218ZM237 217H238V215H237ZM38 218L39 217H37V219ZM208 218H210V217H208ZM258 218L256 220H258ZM185 219H184V221H185ZM220 219H221V216H220ZM222 219H223V216H222ZM40 220H42V219H40ZM48 220H50V219H48ZM197 220H195V223H197L196 222ZM247 220H248V218H247ZM249 220L251 221V219H249ZM200 221H198V223H199L198 225H200L202 223V221H201V223H200ZM237 221H239V220H237ZM252 221H254V219H252ZM262 221H264V219ZM262 221H261V223H262ZM187 222L185 221L184 223H187ZM204 222L206 223L205 220H204ZM179 223H181V224H179ZM242 223H243V221H242ZM250 223H252V222H250ZM253 223H255V222H253ZM203 224H202V226L201 225L200 226L204 227ZM228 224H232V222L230 221V223H228ZM241 224H239V222H238V225H240L239 227H241ZM178 225H174V226L179 227ZM260 225L258 226V228L260 227ZM186 226H188V223ZM191 226H193V225L191 224ZM247 226H248V224H247ZM201 227H200V229H201ZM191 228H193V227H191ZM204 228H203V231L205 230ZM186 229L188 230L189 228L187 227ZM236 229H237V227H236ZM176 230L178 233V228H176ZM240 230H242V229H240ZM248 230H250V228ZM242 231H244V230H242ZM261 231L263 234L264 229L260 230V232ZM158 232H159V234H157ZM251 232H253V230L248 232V234L250 233V235H247V236H249V238H247V236H246V238L252 240V241H250L252 244L253 240L256 239V237H253L255 233L252 234ZM254 232H256V231L254 230ZM182 233H185V232H182ZM235 234H237V233H235ZM259 234H257V235L260 236L261 234L260 235ZM162 236H161V238L163 239ZM261 237L263 240L264 235ZM152 238L153 237L151 236L149 239L151 240ZM241 238H242V236H241ZM170 242H171L170 243V245H171L172 242H174V241L172 240ZM238 242H241V240H239ZM244 242H245V240H244ZM247 242H249V240H247ZM256 242H258V241H256ZM260 242L261 241L259 240V243ZM245 243H243V244H245ZM262 243H264V242H262ZM262 243H260L261 244V246L259 245L260 247H262V245H263ZM241 245H239V246H241ZM246 246H248V243ZM242 247H244V245ZM255 247H252L253 251H254ZM167 248H168V246H167ZM245 248H247V247H245ZM248 248H251V247H248ZM263 251H264V249H263ZM244 252H246V251H244ZM250 253H252V252H250ZM254 253H256V252H254ZM246 255H244V257ZM241 256H243V255L241 254ZM260 256H262V255H260ZM247 257H245V258L247 259ZM69 259L71 261H69V263H67V260H69ZM246 259H244V260L247 261ZM250 259H253V258L250 257ZM254 259L253 260H254L255 264H259V260L262 258L257 259L255 257ZM263 262H264V259H263Z\"/></svg>",
	"mask_w": 264,
	"mask_h": 264
},
{
	"label": "crops",
	"instance_id": "0c3cea01",
	"mask_svg": "<svg viewBox=\"0 0 264 264\" xmlns=\"http://www.w3.org/2000/svg\"><path fill=\"white\" fill-rule=\"evenodd\" d=\"M152 47L150 45L149 51L150 55L148 58H144L141 60V63L131 62L133 60V57L137 58V51L128 55L126 58H129L128 62L125 61V57L122 58V63L120 64L117 60L116 63H104V72L101 75V99H102V108L104 112H107V109L111 106L112 100L117 105L114 98L112 100L109 99V91H115V89H125V94H123L124 100L127 101L130 99V97L133 94V87H131L132 82L135 80V76H137V72L141 67H144L145 65H148V63L151 61L152 57ZM136 60V59H135ZM140 62V61H139ZM91 64V65H90ZM92 63H88L86 61H83L78 66L77 70L74 71H66L62 72L57 75V78L55 79V88L57 86V89L61 90H67L71 95L77 97L79 94L83 91H86L88 87L92 86L93 83V76L98 72H94L91 69ZM88 67V69H87ZM117 80L119 84L111 83L112 81ZM132 88V89H131ZM60 90V91H61ZM51 100V99H50ZM30 102V98L28 100ZM27 101V102H28ZM127 104V103H126ZM27 106L31 109H35L36 116H38V110L35 108V105L30 106V104ZM167 125L169 124L168 121L166 122ZM165 123V124H166ZM65 124V128L67 130H70V123H63ZM164 123L158 124L154 126V135L156 138H160L159 144H163V139L166 137V142L168 145L172 144L173 142V133L171 132H163L161 131L162 128H166ZM20 125H26L25 131L27 134V157L35 158L36 165L38 167V174L42 175L44 172L46 175H52L55 173V169H58V174H63L65 168L69 169V165L66 161L67 158V152L64 153L62 151V146H66L69 143L68 140L64 141L63 143L56 144L54 142H48L46 141L47 137L45 134L41 136L42 138H37L36 140H30V125L26 124L24 121L20 120ZM69 125V127H67ZM164 125V126H163ZM169 128V125L168 127ZM33 130V128H31ZM74 132V131H73ZM73 134V133H72ZM94 138V131L92 130L90 135L87 136V140ZM85 142V153L86 155L89 153L87 150L88 141ZM68 141V142H67ZM167 144H164L165 146ZM30 147H34V149L30 150ZM36 147V148H35ZM83 153L82 155L85 156ZM44 170V171H43Z\"/></svg>",
	"mask_w": 264,
	"mask_h": 264
}]
</instances>
